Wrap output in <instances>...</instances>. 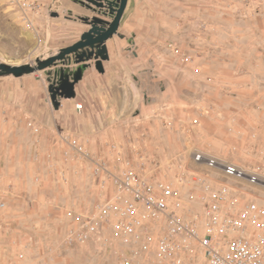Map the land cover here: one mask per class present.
<instances>
[{
  "label": "rangeland",
  "instance_id": "rangeland-1",
  "mask_svg": "<svg viewBox=\"0 0 264 264\" xmlns=\"http://www.w3.org/2000/svg\"><path fill=\"white\" fill-rule=\"evenodd\" d=\"M41 2L44 10L27 28L17 8L0 0V61L35 64L54 55L89 29L82 18L97 14L73 0ZM107 48L104 72L86 61L71 99L62 95L61 77L72 79L79 65L73 56L18 81L11 76L17 83L0 94L5 248H32L48 263L53 250L77 245L66 243L69 232L111 198L110 175L128 166L172 182L198 216L201 192L191 188L192 175L212 190L227 184L236 207L252 200L264 208V0H128ZM175 48L197 61L198 74ZM74 139L84 155L70 146ZM196 152L258 174L260 182L226 179L195 164ZM77 246L94 249L99 264L128 256L123 241ZM198 264H205L201 254Z\"/></svg>",
  "mask_w": 264,
  "mask_h": 264
},
{
  "label": "built area",
  "instance_id": "built-area-1",
  "mask_svg": "<svg viewBox=\"0 0 264 264\" xmlns=\"http://www.w3.org/2000/svg\"><path fill=\"white\" fill-rule=\"evenodd\" d=\"M8 2L17 8L21 24L27 28L34 27L36 15L44 10L41 0ZM174 54L187 63L179 48ZM70 146L84 155V146L76 139ZM193 161L218 169L226 179L260 182L258 174L211 155L196 152ZM110 177L113 195L82 217L80 226L69 232L67 244L94 242L103 248L123 241L128 245V256L121 264H198L199 254L205 264H264V208L252 200L236 207L227 184L212 190L205 178L191 176V188L201 192L198 216L185 208L172 182L152 181L130 166Z\"/></svg>",
  "mask_w": 264,
  "mask_h": 264
},
{
  "label": "water",
  "instance_id": "water-1",
  "mask_svg": "<svg viewBox=\"0 0 264 264\" xmlns=\"http://www.w3.org/2000/svg\"><path fill=\"white\" fill-rule=\"evenodd\" d=\"M83 4L86 8L97 12V15L82 18L89 26V29L83 32L80 39L71 45L62 47L59 51L47 58H36L35 64L12 65L0 61V77L13 76L22 77L36 71L44 70L48 67L57 65L58 62H65L71 57L79 64L73 73L72 79L68 75L62 74V95L66 99L75 96V86L82 79L83 71L87 67L86 61L94 59L95 68L98 72H104L103 61L108 60L107 41L118 33L120 22L126 11L128 0H73ZM95 7V8H94ZM97 9V10H96ZM99 15L107 17V20ZM51 16H59L58 12H52Z\"/></svg>",
  "mask_w": 264,
  "mask_h": 264
},
{
  "label": "crops",
  "instance_id": "crops-1",
  "mask_svg": "<svg viewBox=\"0 0 264 264\" xmlns=\"http://www.w3.org/2000/svg\"><path fill=\"white\" fill-rule=\"evenodd\" d=\"M172 54H174L173 50H172ZM191 60L192 59L189 57L187 63L184 66L188 68L190 73L198 74L200 72V68L197 67V64L194 65V63H196L197 61L196 60L191 61ZM174 72L177 71L175 70ZM6 77L0 78L1 79L0 94L2 95L5 93L7 94L10 93L8 87L10 84L13 83V80L10 79L11 76H6ZM16 79L18 81L19 78ZM1 107H3V104L0 101V109ZM0 146H1V142H0ZM2 148L0 147V163L2 159V153H1ZM3 157L7 158V155L5 154ZM5 226L6 225L4 224V222L0 224V243L2 244V246L0 247V264H99L96 262L97 258L94 257L97 256L96 251L94 249H86L84 248V246L75 245L69 248H65L64 250L63 249L53 250L52 251L53 253L49 257L48 263L45 260L41 259L40 257L36 260L35 254L39 252H36L37 250H33L32 248L28 250L27 249L25 250V248L23 249L17 247H9V246L5 248L4 245L6 244V240L8 239L7 231L6 229L3 228ZM26 255L30 256L31 259L26 257ZM37 255L39 256V254ZM99 257L103 258L102 256ZM51 258H53V260H51ZM100 261H102V259ZM100 264H106V263H100Z\"/></svg>",
  "mask_w": 264,
  "mask_h": 264
},
{
  "label": "flooded vegetation",
  "instance_id": "flooded-vegetation-1",
  "mask_svg": "<svg viewBox=\"0 0 264 264\" xmlns=\"http://www.w3.org/2000/svg\"><path fill=\"white\" fill-rule=\"evenodd\" d=\"M93 13H96V12H94V11H92ZM94 15H97V14H94Z\"/></svg>",
  "mask_w": 264,
  "mask_h": 264
},
{
  "label": "bare ground",
  "instance_id": "bare-ground-1",
  "mask_svg": "<svg viewBox=\"0 0 264 264\" xmlns=\"http://www.w3.org/2000/svg\"><path fill=\"white\" fill-rule=\"evenodd\" d=\"M128 5V4H127ZM124 16V15H123ZM123 19V18H122ZM122 21V20H121ZM121 23V22H120Z\"/></svg>",
  "mask_w": 264,
  "mask_h": 264
}]
</instances>
